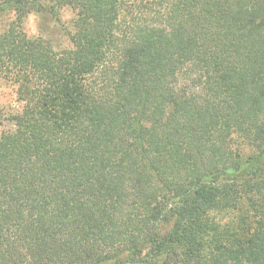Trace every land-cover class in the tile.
I'll return each instance as SVG.
<instances>
[{
    "label": "trees",
    "instance_id": "trees-1",
    "mask_svg": "<svg viewBox=\"0 0 264 264\" xmlns=\"http://www.w3.org/2000/svg\"><path fill=\"white\" fill-rule=\"evenodd\" d=\"M64 9L68 47L24 33ZM4 14L21 109L0 134V264H264V0Z\"/></svg>",
    "mask_w": 264,
    "mask_h": 264
},
{
    "label": "rangeland",
    "instance_id": "rangeland-1",
    "mask_svg": "<svg viewBox=\"0 0 264 264\" xmlns=\"http://www.w3.org/2000/svg\"><path fill=\"white\" fill-rule=\"evenodd\" d=\"M72 13L64 9L59 14V20L49 15L29 14L23 22V31L29 38H43L49 41L57 50L69 46L65 29L70 28ZM12 19L10 14L0 16V30ZM21 103L17 96L16 86L0 78V134L6 130H12L9 117L20 111ZM236 215V213L233 212ZM233 214H223L225 221H229ZM236 219V217H235Z\"/></svg>",
    "mask_w": 264,
    "mask_h": 264
}]
</instances>
